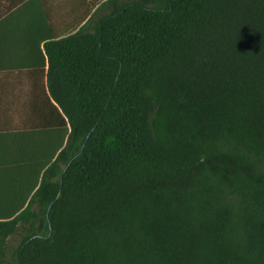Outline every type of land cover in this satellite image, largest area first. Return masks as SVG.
I'll return each mask as SVG.
<instances>
[{
  "label": "trees",
  "instance_id": "16d2710c",
  "mask_svg": "<svg viewBox=\"0 0 264 264\" xmlns=\"http://www.w3.org/2000/svg\"><path fill=\"white\" fill-rule=\"evenodd\" d=\"M54 44L69 144L2 165L0 264H264V0H105Z\"/></svg>",
  "mask_w": 264,
  "mask_h": 264
},
{
  "label": "crops",
  "instance_id": "0c3cea01",
  "mask_svg": "<svg viewBox=\"0 0 264 264\" xmlns=\"http://www.w3.org/2000/svg\"><path fill=\"white\" fill-rule=\"evenodd\" d=\"M103 1L0 0L1 193L2 165L13 167L15 178L32 177L40 150L69 144L70 124L48 86L46 47L53 65L62 64L54 42L78 32Z\"/></svg>",
  "mask_w": 264,
  "mask_h": 264
},
{
  "label": "rangeland",
  "instance_id": "374dc122",
  "mask_svg": "<svg viewBox=\"0 0 264 264\" xmlns=\"http://www.w3.org/2000/svg\"><path fill=\"white\" fill-rule=\"evenodd\" d=\"M13 243V240L12 239H9L8 240V244L10 245V244H12Z\"/></svg>",
  "mask_w": 264,
  "mask_h": 264
}]
</instances>
